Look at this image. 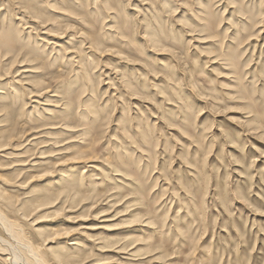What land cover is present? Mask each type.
Instances as JSON below:
<instances>
[{
	"label": "rangeland",
	"instance_id": "rangeland-1",
	"mask_svg": "<svg viewBox=\"0 0 264 264\" xmlns=\"http://www.w3.org/2000/svg\"><path fill=\"white\" fill-rule=\"evenodd\" d=\"M0 208L46 264H264V0H0Z\"/></svg>",
	"mask_w": 264,
	"mask_h": 264
},
{
	"label": "bare ground",
	"instance_id": "bare-ground-1",
	"mask_svg": "<svg viewBox=\"0 0 264 264\" xmlns=\"http://www.w3.org/2000/svg\"><path fill=\"white\" fill-rule=\"evenodd\" d=\"M201 21H204V19H201ZM205 22V21H204ZM209 23V22H208ZM207 25V24H206ZM83 34H81L80 36L82 37ZM86 42V41H85ZM91 44L90 47H95L96 43L94 40L89 41ZM53 42H49V45H51ZM88 46V44H85ZM92 47V48H93ZM89 48V47H88ZM91 48V49H92ZM93 50V49H92ZM37 58H39L40 56L37 54L36 55ZM81 69V68H80ZM80 74V72H79ZM127 86V85H126ZM34 96V95H33ZM32 97V95H31ZM45 105H48V103H46ZM44 105V106H45ZM40 106V105H39ZM64 109V108H63ZM43 112H45V110H42ZM65 112V109L63 110ZM12 136V135H11ZM19 136V135H17ZM11 138V137H9ZM13 138V136H12ZM6 146V145H5ZM8 146V145H7ZM76 159V163H82L85 162V160L87 159L85 156L83 157V155H80L78 157L75 158ZM25 166L28 165L24 164ZM34 168L35 166H38V163H34L33 164ZM37 168V167H36ZM27 170V169H26ZM44 174V173H43ZM21 177V175H20ZM15 179V178H14ZM13 179V180H14ZM17 179V178H16ZM5 197V196H4ZM47 198V197H46ZM6 200V198H4ZM9 199V198H8ZM2 200V199H1ZM11 200V199H9ZM8 202V201H6ZM11 202V201H10ZM13 202V201H12ZM9 203V202H8ZM7 203V204H8ZM27 205V204H26ZM11 206V205H10ZM23 206V205H22ZM21 206V207H22ZM29 206V205H28ZM25 207V206H24ZM23 207V208H24ZM32 209V207H30ZM40 209V208H38ZM23 210V209H22ZM26 210V209H24ZM0 226H2V228L5 230V232L8 233V236H10L12 238L13 243H10L9 241L5 240L4 238L0 237V254L2 256H4L5 258L3 259L4 261L8 262V264H46L45 259L43 257V255L41 253H39L38 249L36 250L34 248V244L27 242V239L25 240V238H23L21 235L18 234L17 229L15 228V224L7 217V214L4 213L1 208H0ZM19 227V226H18ZM19 229V228H18ZM22 231V230H21ZM4 232V231H3ZM25 234V233H24ZM23 234V235H24ZM14 244V245H13ZM74 245V244H71ZM26 251L25 253H27L28 257H24L23 251ZM65 256V255H63ZM62 256V257H63ZM61 257V256H60ZM59 258V257H58ZM79 258V257H77ZM66 259V258H65ZM83 259V258H81ZM59 260H63L61 258H59ZM73 262V261H72ZM77 262V261H76ZM65 263V262H64Z\"/></svg>",
	"mask_w": 264,
	"mask_h": 264
}]
</instances>
